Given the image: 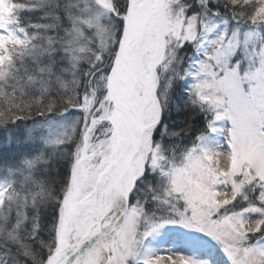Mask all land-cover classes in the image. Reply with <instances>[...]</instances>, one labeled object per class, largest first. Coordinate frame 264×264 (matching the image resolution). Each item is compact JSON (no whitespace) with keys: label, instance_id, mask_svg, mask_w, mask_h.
Instances as JSON below:
<instances>
[{"label":"snow or ice","instance_id":"snow-or-ice-1","mask_svg":"<svg viewBox=\"0 0 264 264\" xmlns=\"http://www.w3.org/2000/svg\"><path fill=\"white\" fill-rule=\"evenodd\" d=\"M0 264H264V0H0Z\"/></svg>","mask_w":264,"mask_h":264},{"label":"rangeland","instance_id":"rangeland-1","mask_svg":"<svg viewBox=\"0 0 264 264\" xmlns=\"http://www.w3.org/2000/svg\"><path fill=\"white\" fill-rule=\"evenodd\" d=\"M165 245L169 246V245H173V244L168 243V242H165V241L161 240L159 237H157V243H156V246H157L159 249H161V248H162L163 246H165ZM172 249H173V248H172Z\"/></svg>","mask_w":264,"mask_h":264},{"label":"bare ground","instance_id":"bare-ground-1","mask_svg":"<svg viewBox=\"0 0 264 264\" xmlns=\"http://www.w3.org/2000/svg\"><path fill=\"white\" fill-rule=\"evenodd\" d=\"M172 248H173V245H169V246L165 245V246H163L161 248V250H169V249H172Z\"/></svg>","mask_w":264,"mask_h":264}]
</instances>
